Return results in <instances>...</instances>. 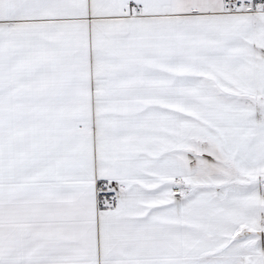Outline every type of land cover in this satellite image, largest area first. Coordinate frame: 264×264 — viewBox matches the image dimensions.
I'll list each match as a JSON object with an SVG mask.
<instances>
[{
	"label": "snow or ice",
	"instance_id": "obj_1",
	"mask_svg": "<svg viewBox=\"0 0 264 264\" xmlns=\"http://www.w3.org/2000/svg\"><path fill=\"white\" fill-rule=\"evenodd\" d=\"M0 264H264V0H0Z\"/></svg>",
	"mask_w": 264,
	"mask_h": 264
}]
</instances>
